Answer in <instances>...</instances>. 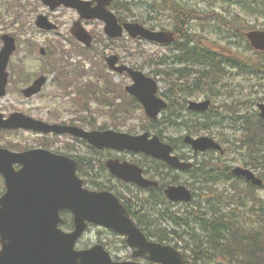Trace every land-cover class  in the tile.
Wrapping results in <instances>:
<instances>
[{
	"label": "water",
	"instance_id": "water-1",
	"mask_svg": "<svg viewBox=\"0 0 264 264\" xmlns=\"http://www.w3.org/2000/svg\"><path fill=\"white\" fill-rule=\"evenodd\" d=\"M50 2L51 0H45ZM55 1V0H54ZM72 3L73 0H63ZM99 5L93 9L92 15L104 17L107 20L106 32L111 36L120 35L121 29L113 18L106 14L104 3L110 0H98ZM105 14V15H102ZM45 20V18L40 17ZM125 28L132 36L141 34L152 40L170 41V36L162 32H148L138 24H125ZM75 35L89 43V37L79 27L73 29ZM251 44L260 50H264V31H250L246 33ZM5 45L0 52V71L7 63L14 44L4 37ZM116 56L107 58L109 67L112 69L129 72L134 80L132 86L126 90L138 97L144 104L148 115L154 117L163 107L162 101L154 96L155 82L147 78L140 71H133L127 67H115ZM43 79L39 78L33 86L25 90L28 95L37 91ZM5 80L0 83L2 93ZM206 103L202 105L204 108ZM193 108L200 105L191 104ZM259 116L264 119V103L258 104ZM1 126L27 127L43 131L52 129L40 122H35L21 113H15L8 120L1 121ZM77 135H83L99 146H113L119 149L142 150L155 157L165 159L174 166L180 165L176 158L169 157L168 146L160 143L154 136L147 139V133L131 136L114 131L85 133L77 128H69ZM189 138V137H187ZM189 140V139H188ZM195 149L208 147L219 148L211 138L199 137L189 140ZM20 163L22 166L15 171L10 164ZM120 167L133 168L132 174L127 175V180L133 179L140 171L125 163ZM76 164L65 157L49 153L45 150L27 151L22 154L7 153L0 151V172H2L6 191L0 197V264H146L132 261L113 262L109 255L97 245L91 249L76 251L74 243L86 227V222H94L107 226L127 236V243L138 250L133 253L134 257L147 255L148 258L159 264H185L183 255L175 249L149 242L130 219L127 211L111 193L89 191L82 187V181L75 174ZM113 172H119L116 165H111ZM234 172L242 174L247 179L259 184L260 180L254 178L249 171L235 168ZM147 183L145 180L139 181ZM166 193L170 199L189 200L190 195L184 187H169ZM67 208L73 215L74 230L65 233L58 228L61 219L59 210Z\"/></svg>",
	"mask_w": 264,
	"mask_h": 264
},
{
	"label": "rangeland",
	"instance_id": "rangeland-1",
	"mask_svg": "<svg viewBox=\"0 0 264 264\" xmlns=\"http://www.w3.org/2000/svg\"><path fill=\"white\" fill-rule=\"evenodd\" d=\"M8 1L13 3L14 1L18 2V6H21L22 9L19 12L18 16H15L12 10H7L5 4L0 3V34L4 32H14L18 33L23 40L28 42L21 43L18 46V52L11 57V61L8 67L9 72V79L7 84V91L5 96L0 97V111L4 115H8L11 112L15 111H22L27 113L33 117H37L46 121H62V120H69L71 118H75L76 115L89 120L93 126H105L106 128L114 129L113 127H118V131L123 132H130L132 134L141 133L146 128L148 124L147 118L144 116L142 109L138 108L134 105L129 98L123 96L124 104L129 106L127 113L117 112L115 116H113L110 112L107 113V108L100 106V103L88 101L83 95H76L77 99L82 102H86L88 107L90 108L89 112H79L75 113V109L79 108L73 105L72 96H66L64 91L57 89L56 86L53 84L54 76L51 73H48L47 69L50 66L51 58H43L40 56L38 49L40 46L47 47V43L50 44L52 42L50 49H52V45H58L62 43L64 48H68V44L65 41L66 35L68 34V27L72 20L75 18V14L67 9H58L52 12L47 11L38 0H2ZM133 2H137L140 4L139 0H132ZM184 3H189L191 6H195L202 10H209V11H216L221 14V16L225 18H232L234 16L239 17L242 21H244L243 28H247L250 26H254L257 29H264V11L259 15L256 12L255 7L248 4V0H182ZM211 4H213L211 7ZM13 5V4H11ZM140 9L139 11L144 10ZM263 9V8H262ZM46 13L48 14L53 21H55L60 27L57 34L48 33L44 34L42 32H38L34 26L33 21L35 15L37 13ZM154 15V14H153ZM166 22V20H165ZM22 25H25V30H22ZM30 25L33 28H30ZM163 26H168L166 23L162 24ZM86 28L91 32L95 39V47L98 52L103 50L104 53H115L122 58V62H126L127 64H132L136 67L143 66V71L148 73L149 70L152 69L147 63L149 57L158 56L161 54L164 49L157 46L156 44L148 43L145 41H136L125 38L124 41L121 42H114L111 45L104 47L107 43L103 36L102 31V24L97 21L90 22L86 24ZM21 29V30H20ZM225 34V37L228 36V32L225 29H222L221 37ZM231 34V33H230ZM211 39H216V35H211ZM234 38H221V52H226V50H230V52H239L238 50H243L242 43L237 42V44H232ZM229 41V42H228ZM30 44H33V50H29ZM80 44L76 45V48L80 49ZM93 50V52H94ZM92 53L89 55L91 56ZM95 54V52H94ZM246 55H250V53L245 52ZM98 61L95 62V65H100V58H102L101 53ZM132 55V57H131ZM239 57L245 56L237 53ZM103 60V58H102ZM81 61L84 64V68L90 70L91 66L90 63L84 60L79 55L72 56L70 62L73 64L75 62ZM146 64H145V63ZM102 65V64H101ZM21 67L23 69V75H28L31 78H35L38 75H46L48 82L43 87L42 91L31 97L25 98L20 90L26 86L28 83L24 82L25 80H20V73H14L13 68L17 69ZM102 67L106 72H109V76L112 79L114 84L119 86H124L125 84L129 83V80L126 76L123 75H116L115 73H111L107 70L103 65ZM172 71L170 65H167L163 70V73L168 75ZM91 73H88L89 76ZM87 76L83 77V81L87 80ZM95 81L94 77L92 78ZM27 83V84H26ZM226 83L230 84L229 90L234 92L235 96H232L231 99L225 101L230 102L232 100L231 106L233 104H237L238 102L248 101L246 106L251 104V108H247L249 111L252 112L254 107L259 100L264 101V77L263 75L256 76H249L243 75L242 73H235L230 75L229 79L226 80ZM100 87L103 86L101 82H98ZM167 88L166 84L160 82L159 89L164 90ZM242 94V95H241ZM76 99V100H77ZM77 100V101H78ZM78 101V102H79ZM221 102H223V98H221ZM237 106V105H236ZM238 108V107H237ZM240 108V107H239ZM236 110V109H235ZM224 114V113H223ZM247 114V113H246ZM75 115V116H74ZM248 115V114H247ZM249 116V115H248ZM216 118L219 121L220 116L217 115L216 112L210 113L208 116V120L205 122H209L210 120H214ZM232 121L236 122L235 119ZM240 122H237V125ZM190 126H195L196 122L190 123ZM203 122L200 123V126H203ZM227 125V126H225ZM89 126V125H86ZM232 122L229 121V117L223 118L221 115V142L224 145L226 152L229 151L230 144L227 143V140L239 138L241 133L238 130L233 129ZM204 127V126H203ZM149 129H151L149 127ZM160 129L165 131V135H173L178 136L181 133L186 132V127L181 126V132H174L173 128L170 126L161 125ZM152 130V129H151ZM205 130V128H203ZM218 131V130H217ZM207 134L206 132H202L201 135ZM39 136H35L32 133L28 132H14V133H0V145H4L6 143H13V144H20L21 146H29V147H37L40 145ZM68 143H75L70 138H62L56 141V143L52 146V149H63L64 144ZM78 147V144L76 146ZM84 149V148H83ZM235 151L230 152V156L236 157L239 154L244 152V149L241 148L239 145H235ZM87 151V149H84ZM244 157L245 154L243 153ZM213 156L216 153L212 154ZM229 156V155H228ZM104 160V159H102ZM238 163V162H236ZM234 165V164H233ZM84 178V177H82ZM89 186V184H87ZM221 188V185L218 186ZM196 196H198L197 188H194ZM259 195L264 197V189H259ZM175 209V208H174ZM170 225V224H169ZM167 227L166 225H164ZM96 228H91L87 230L86 234L81 239V245H88L97 242L99 239L98 233ZM103 236V235H102ZM111 255L113 257L117 256L120 259H128L130 256V250L126 247L120 248L116 247L111 250Z\"/></svg>",
	"mask_w": 264,
	"mask_h": 264
},
{
	"label": "trees",
	"instance_id": "trees-1",
	"mask_svg": "<svg viewBox=\"0 0 264 264\" xmlns=\"http://www.w3.org/2000/svg\"><path fill=\"white\" fill-rule=\"evenodd\" d=\"M158 1L169 3V5L174 4L171 6V12L182 13L183 20L190 19L192 14L197 11L189 8L187 3H182V0H153L150 7L153 8ZM252 3L257 4L256 9L261 13L264 0H253ZM118 4L125 5L123 2H116L114 4L116 9ZM146 5L148 4L146 3ZM130 9L132 10V8ZM178 19H180V15H178ZM235 22H237V18H234L229 25L234 27ZM238 23H242L241 20ZM225 26L228 27V24ZM244 39L242 35L238 37L241 42ZM244 48V51H238L245 56L239 57L237 53H233L232 56L226 55L221 58V61L225 63V67L221 68V78H224L229 70L255 75L262 74L264 77V52L254 51L252 55H246L245 52H248L251 47L246 42ZM189 56L190 51L186 53V57L189 58ZM181 60L182 58L179 59V61ZM179 74L184 77V70L179 69ZM58 77L65 79L62 73H59ZM171 86L172 94L178 91L187 92L183 89H176L175 83H171ZM253 116L257 118L256 113ZM175 117H178L177 114ZM238 118L246 120L244 115H239ZM239 140L249 151L255 150L259 175L264 178V124L257 119V123L253 126L245 125ZM81 165L80 162L79 170ZM246 194L240 196L239 203H236L237 196L230 194L227 190L221 192L202 191L197 197L198 202L195 206L193 205L180 216L174 214L169 216L180 227L179 238L187 237L188 242L192 245L191 251L187 254L188 264H264V199H261L256 193L254 194L253 188ZM149 202L155 204L151 205L153 210L159 203L167 204L161 193ZM166 209L164 207V211L158 212L156 216H159L161 220L164 219ZM151 214L153 215V213ZM145 216V220L137 222L141 229L147 235H153L159 242L169 241L170 233L146 214ZM64 217V226L69 227L71 221L66 214Z\"/></svg>",
	"mask_w": 264,
	"mask_h": 264
},
{
	"label": "flooded vegetation",
	"instance_id": "flooded-vegetation-1",
	"mask_svg": "<svg viewBox=\"0 0 264 264\" xmlns=\"http://www.w3.org/2000/svg\"><path fill=\"white\" fill-rule=\"evenodd\" d=\"M200 43L204 44V43H207L208 42V39H200L198 40ZM204 46V45H203ZM204 50V48H203ZM195 72V71H194ZM221 86V85H220ZM218 91V90H217ZM215 89H213L211 92H212V95L214 96L217 92ZM219 93L216 95L215 97V101L213 102V98L212 97H209L210 100H211V103L209 104V111L206 112V113H203V114H199L197 112H194V111H191L188 109V103L190 100H197V101H201V100H204L205 98H207L204 94H201V95H194L193 97L189 98V100L187 99L186 100V103H182V104H173L172 105V108L175 110V109H188V112L192 115L191 117H187V118H182L183 115L181 113L180 110H177V116L178 117H174L173 118V121H172V126L178 128L180 126H182V124H186L187 126L188 125H191L190 123H192L193 121H197L196 123V126H199L200 125V121H202L204 124L203 126H206V128H209V135H212V136H215L216 134V128L218 125L221 127V90L218 91ZM176 98H177V95H176ZM213 112H216L217 115L220 116L219 118V121L218 122H215V121H209V122H205V120H208V116L210 113H213ZM198 115H201L202 117L200 118H197ZM200 120V121H198ZM181 121V122H180ZM216 129V130H215ZM190 131V134L191 135H195L196 132H195V128H192L189 130ZM221 134V131H219V133L217 134L218 136V141L219 143H221V137L219 136ZM179 139V136H172L170 138V141H173L175 140V142L172 144V142L170 143V145L173 147V150L177 151V152H180V156L182 157H187V156H190L188 153H185L182 149L183 147V143L180 144V143H177L176 141H178Z\"/></svg>",
	"mask_w": 264,
	"mask_h": 264
}]
</instances>
